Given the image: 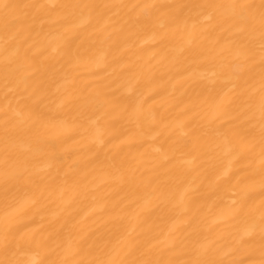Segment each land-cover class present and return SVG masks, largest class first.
<instances>
[{"label":"snow or ice","instance_id":"6c2138e0","mask_svg":"<svg viewBox=\"0 0 264 264\" xmlns=\"http://www.w3.org/2000/svg\"><path fill=\"white\" fill-rule=\"evenodd\" d=\"M139 8L133 27L139 29L159 28V39H166L173 26L183 25L187 31L189 47L183 61L190 60L187 68L193 82L198 83L206 94L205 100L211 101L201 107L196 99H190L186 109L192 117L199 116L203 124H196L185 133L193 148L203 139L210 149L220 157L226 158L227 166L216 176L218 188H239L241 197L233 201L234 207L227 210V216L236 221V226L223 236L215 238L207 235L190 218L191 226L181 230V224L190 221L174 222L164 240L154 243L156 237L151 231L142 230L133 234L127 229L116 232L81 234L69 223L71 213L59 220V213H51L58 227L53 226L46 234L37 235L30 228L34 217L47 209L53 185L59 184L60 195L70 180L73 190L87 196V177H63L43 171L37 165L41 156L59 159L57 142L60 136L52 129L58 125L65 132L73 125L67 120L57 121L51 112L41 107L55 104L57 109L65 106L83 107L81 97L73 95L67 88L51 87L54 91L40 96L27 106L23 116L27 124L28 136L23 143L18 142L19 125L13 122L5 110V120L0 133V264H264V0H228V2H209L203 4H144L114 5L98 3H10L0 0V23L3 25V72L5 87L15 85L19 70L24 62L34 59L29 49H22L21 40L30 38L36 29L37 21L41 31L46 27V38L55 43V50L67 65L65 80L76 84V70L82 66L102 68L96 57V51L111 40V15L114 8ZM185 9L188 12H185ZM204 16L205 23L191 15ZM107 18V19H106ZM95 22L99 31L106 33L101 38H84L83 31ZM212 35V43L219 47V55L206 56L198 38L203 33ZM224 33L228 35L225 37ZM39 34V33H38ZM17 38H20L19 40ZM33 44L29 48L34 47ZM109 47L116 46L112 41ZM106 57V53H105ZM119 59L113 56V62ZM178 64L180 60L176 61ZM204 63L213 67L209 78L206 70H199ZM63 67V65H62ZM94 84L89 88L87 81L80 82L81 92L103 97L100 105L107 117V124L116 131L119 118L132 108L137 115L143 104L134 96L124 99L115 95L111 84ZM18 86V85H16ZM11 90V88H9ZM51 97V98H49ZM191 118L181 121V127L187 128ZM133 137L126 142L131 144ZM112 173L121 185L128 183L126 177L132 171L127 161H113ZM75 171V170H74ZM235 180V183H233ZM257 197L259 200L257 202ZM96 197L93 196V200ZM159 203L163 200L155 197ZM71 201H63L69 204ZM130 203H136L135 200ZM151 199L138 207L150 210L156 207ZM120 203L111 207L107 203L100 206L106 213L107 224L120 218ZM137 213L136 219L139 220ZM44 218L43 216L41 217ZM51 224L52 221H49ZM32 253V258L21 259L20 254ZM241 254L243 257L241 258Z\"/></svg>","mask_w":264,"mask_h":264},{"label":"bare ground","instance_id":"6f19581e","mask_svg":"<svg viewBox=\"0 0 264 264\" xmlns=\"http://www.w3.org/2000/svg\"><path fill=\"white\" fill-rule=\"evenodd\" d=\"M10 3H34L37 0H7ZM41 3H98L114 5H144V4H181L193 5L213 2V0H39ZM228 2V0H215ZM258 2V0H257ZM141 9L131 7L114 8L111 15V40L96 51L97 60L104 64L102 68L82 66L76 70V84L65 80L67 65L55 50V43L46 38L47 29L41 31L39 21L36 29L26 41L21 40L22 49H29V55L34 59L23 63L19 70V78L15 85L5 87L3 72L0 71V133L4 126L5 110L13 122L22 121L19 125L18 142L23 143L28 136L27 124L23 116L16 113H26L27 106L37 99L54 91L51 85L67 88L73 95L80 96L83 107L65 106L57 109L55 104L41 107L51 112L57 121L67 120L73 129L65 132L61 126L52 129L59 135L57 142L59 159L41 156L37 165L43 171L41 175L50 174L63 177L86 176L88 194H76L70 180L64 187V195H60L59 184L53 185L49 196L47 209L34 217L30 225L37 235L46 234L53 226L58 227L51 213H59V220L71 213L69 223L74 225L81 234L100 232H116L118 229L133 231H151L155 235L154 243L164 240L174 222L190 221L195 217L198 226L210 237L223 236L227 240L228 233L236 226V221L228 218L227 210L234 207L233 201H239V188H218L216 176L227 166L226 158L220 157L210 149V144L201 140L193 148L189 137L185 136L188 128L203 124L199 116L194 118L186 105L190 99H196L201 107L211 101H206V94L194 77L187 71L190 60L183 61L182 49L189 47L187 31L183 25L173 26L172 31L164 40L159 39V28L139 29L133 27V22ZM187 13L188 10L185 9ZM191 15L205 23L204 16ZM107 19V18H106ZM100 25L93 22L83 31L84 38H103L106 33L99 31ZM39 33V34H38ZM228 34L224 33L226 37ZM3 25L0 23V68H2L5 39ZM18 40L20 38H17ZM36 42L34 47L29 48ZM116 41V46L108 45ZM204 55H219L220 49L212 43V35L203 33L197 40ZM106 53V57H105ZM113 56H118L113 62ZM180 60L178 64L176 61ZM63 65V67H62ZM201 71L206 70L209 78L213 71L210 63L201 65ZM87 81L89 88L94 84H111L115 95L122 99L134 96L143 107L139 115L129 108L119 118L114 131L107 124V117L102 107L90 108L89 105H100L104 98L88 95L87 90L81 92L80 82ZM18 85V86H16ZM51 98V97H49ZM191 118L187 128L181 127V121ZM132 136V143L126 142ZM2 148V143H0ZM127 161L132 171L126 179L128 183L121 185L112 173L113 161ZM75 170V171H74ZM235 183V180H233ZM0 187V192H2ZM93 196L96 197L93 200ZM159 196L163 203L155 197ZM151 199L156 207L141 210L139 204ZM70 200L69 204L63 201ZM135 200L136 203H130ZM259 197H257V202ZM120 203V218L103 224L106 213L100 211V206L107 203L111 207ZM2 207V205H0ZM140 214L139 220L136 219ZM44 217L43 219L41 217ZM49 221H52L50 224ZM191 226L181 224V230ZM32 253H21V259L32 258ZM243 254H241V258ZM3 256L0 255V259ZM247 264V262H246Z\"/></svg>","mask_w":264,"mask_h":264}]
</instances>
